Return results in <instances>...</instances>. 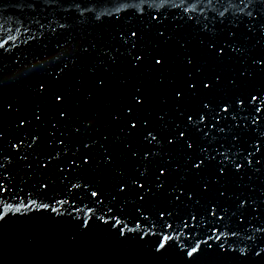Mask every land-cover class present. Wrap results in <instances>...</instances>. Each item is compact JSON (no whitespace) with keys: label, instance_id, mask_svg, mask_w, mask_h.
<instances>
[{"label":"water","instance_id":"1","mask_svg":"<svg viewBox=\"0 0 264 264\" xmlns=\"http://www.w3.org/2000/svg\"><path fill=\"white\" fill-rule=\"evenodd\" d=\"M0 264H264V0H0Z\"/></svg>","mask_w":264,"mask_h":264},{"label":"snow or ice","instance_id":"2","mask_svg":"<svg viewBox=\"0 0 264 264\" xmlns=\"http://www.w3.org/2000/svg\"><path fill=\"white\" fill-rule=\"evenodd\" d=\"M246 15L251 16L252 14H251V13H247ZM131 35L135 36V33H132ZM220 51L222 52L223 49H221ZM156 63L159 64V63H161V61H160L159 59H157V60H156ZM204 86H205V87H209L208 84H205ZM57 99H60V97L58 96ZM220 111H221V112H228V111H229V106H228L227 104H224L222 107H220ZM189 119L191 120V117H189ZM200 119H201V120H204L205 117L202 115V116L200 117ZM133 127H135V124H133ZM180 135L183 136L184 133L181 132ZM257 150H259V147H257ZM248 162H249L250 164L252 163L251 160H249ZM202 163H203V161H198V162L195 164V167H196V168H199V167L201 166ZM235 167H236L237 169H239V168L242 167V165H241V164H236ZM221 171H223V169H221ZM163 173H164V170L161 169V174H163ZM140 187H143V185H140ZM92 195H93V196H96L97 193L93 192ZM141 199H142V197H141ZM213 214H214V213H213ZM163 215H164V213L161 212V216H163ZM163 239L167 240L168 238L165 236V237H163ZM195 251H196V249L194 248V249H193V252H195Z\"/></svg>","mask_w":264,"mask_h":264}]
</instances>
